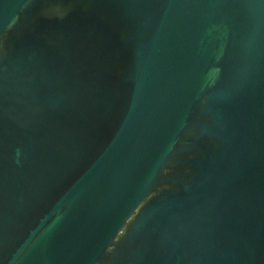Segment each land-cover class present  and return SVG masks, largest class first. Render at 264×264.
I'll list each match as a JSON object with an SVG mask.
<instances>
[{"label": "water", "instance_id": "1", "mask_svg": "<svg viewBox=\"0 0 264 264\" xmlns=\"http://www.w3.org/2000/svg\"><path fill=\"white\" fill-rule=\"evenodd\" d=\"M0 264H264V0H0Z\"/></svg>", "mask_w": 264, "mask_h": 264}]
</instances>
